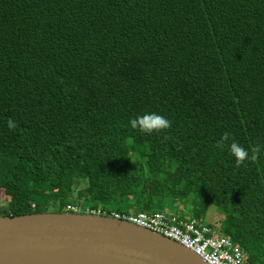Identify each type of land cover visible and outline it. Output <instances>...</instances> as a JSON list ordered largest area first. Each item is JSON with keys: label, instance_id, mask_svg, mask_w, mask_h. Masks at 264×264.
<instances>
[{"label": "trees", "instance_id": "16d2710c", "mask_svg": "<svg viewBox=\"0 0 264 264\" xmlns=\"http://www.w3.org/2000/svg\"><path fill=\"white\" fill-rule=\"evenodd\" d=\"M147 113L171 127L132 129ZM6 193L0 217L211 206L264 264V0H0Z\"/></svg>", "mask_w": 264, "mask_h": 264}, {"label": "water", "instance_id": "95a60500", "mask_svg": "<svg viewBox=\"0 0 264 264\" xmlns=\"http://www.w3.org/2000/svg\"><path fill=\"white\" fill-rule=\"evenodd\" d=\"M0 264H206L129 222L72 212L0 217Z\"/></svg>", "mask_w": 264, "mask_h": 264}, {"label": "built area", "instance_id": "2783aa9c", "mask_svg": "<svg viewBox=\"0 0 264 264\" xmlns=\"http://www.w3.org/2000/svg\"><path fill=\"white\" fill-rule=\"evenodd\" d=\"M87 214L111 217L129 222L140 228L174 241L190 250L206 264H241L243 256L230 239L222 236L208 224L182 214L165 211L117 212L85 208ZM77 204L65 206V212L81 213Z\"/></svg>", "mask_w": 264, "mask_h": 264}, {"label": "clouds", "instance_id": "9594fccd", "mask_svg": "<svg viewBox=\"0 0 264 264\" xmlns=\"http://www.w3.org/2000/svg\"><path fill=\"white\" fill-rule=\"evenodd\" d=\"M132 129H138L142 133L151 134L153 132H161L171 127V121L165 117L155 114L147 113L138 116L129 121ZM17 127L16 123L12 120H8V128L10 130ZM229 139V133H224L221 140L218 142V147H223L224 143ZM230 154L235 157V164L240 167L241 164L249 159V152L240 146L237 142L233 141L230 145ZM253 155L250 157L252 161H256L261 153V146L257 145L252 148Z\"/></svg>", "mask_w": 264, "mask_h": 264}, {"label": "rangeland", "instance_id": "374dc122", "mask_svg": "<svg viewBox=\"0 0 264 264\" xmlns=\"http://www.w3.org/2000/svg\"><path fill=\"white\" fill-rule=\"evenodd\" d=\"M9 198V194L6 193V197H4L3 194H1L0 196V206L5 205L8 201ZM101 207H97V209H100ZM133 209V210H132ZM130 208L128 210H132L131 212H147V211H142V210H135L134 208ZM51 211V210H48ZM81 213L86 212V209H84V207H81L80 210ZM110 212V211H108ZM174 213V212H172ZM201 222L205 223V224H209L215 227V229H217L219 231L220 229V213L214 209L213 207H209V209L207 210L205 216L203 218L200 219Z\"/></svg>", "mask_w": 264, "mask_h": 264}, {"label": "crops", "instance_id": "0c3cea01", "mask_svg": "<svg viewBox=\"0 0 264 264\" xmlns=\"http://www.w3.org/2000/svg\"><path fill=\"white\" fill-rule=\"evenodd\" d=\"M165 209H168L169 211L176 213V208H168V207H165Z\"/></svg>", "mask_w": 264, "mask_h": 264}]
</instances>
